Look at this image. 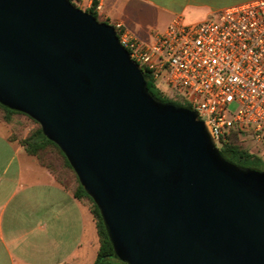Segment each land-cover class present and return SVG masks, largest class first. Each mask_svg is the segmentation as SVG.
<instances>
[{"label":"water","instance_id":"1","mask_svg":"<svg viewBox=\"0 0 264 264\" xmlns=\"http://www.w3.org/2000/svg\"><path fill=\"white\" fill-rule=\"evenodd\" d=\"M0 104L58 145L126 264H264V170L155 99L111 24L71 0H0Z\"/></svg>","mask_w":264,"mask_h":264},{"label":"built area","instance_id":"2","mask_svg":"<svg viewBox=\"0 0 264 264\" xmlns=\"http://www.w3.org/2000/svg\"><path fill=\"white\" fill-rule=\"evenodd\" d=\"M97 13L101 0H94ZM120 43L172 98L203 120L218 148L232 131L264 137V0L223 8L189 23L176 15L151 43L113 24Z\"/></svg>","mask_w":264,"mask_h":264},{"label":"crops","instance_id":"3","mask_svg":"<svg viewBox=\"0 0 264 264\" xmlns=\"http://www.w3.org/2000/svg\"><path fill=\"white\" fill-rule=\"evenodd\" d=\"M129 1L139 8L164 13L167 26L176 15L189 23L199 22L223 8L250 0ZM78 2L90 8L94 0ZM122 2L101 0L103 7L98 14L110 23L120 22L138 39L127 18L114 13ZM186 12L199 15L186 20ZM0 125H5V131L0 130V264H92L99 239L89 205L59 184L17 139L10 138L11 123L0 120Z\"/></svg>","mask_w":264,"mask_h":264},{"label":"trees","instance_id":"4","mask_svg":"<svg viewBox=\"0 0 264 264\" xmlns=\"http://www.w3.org/2000/svg\"><path fill=\"white\" fill-rule=\"evenodd\" d=\"M71 2L76 5L74 0H71ZM95 3L96 2L94 1L90 8H85L83 10L93 14L98 21L106 22L114 27L113 23H110L108 20L100 19V15L94 8ZM117 35L119 36V32H117ZM142 71L147 83L148 91L155 99L163 102L175 103L177 105L189 108L187 105L183 104L179 98L169 97L163 88L153 80L150 72L147 69L142 68ZM17 114L26 115L22 112L12 110L0 104V120L11 123L13 116ZM10 138L17 139L27 153L34 155L41 165L45 166L55 175L59 184H61L64 188L71 190L77 199L82 200L89 205L90 211L95 219L97 235L99 239V247L95 260L92 264H126L119 258L112 246L98 206L80 184L78 177L66 156L63 154L58 145L51 141L43 133L41 126L39 125L35 130L22 138H17L13 134L10 136ZM240 139L244 140L240 133L235 130L232 131L228 140L223 142L218 147L221 155L225 159L235 164L255 168L258 170H264V160L262 157L258 153L251 152L247 148L243 147L239 143ZM49 149L54 151V157L58 162L57 165H55V163H53L51 159L49 160V158L46 156V153L49 151ZM72 177L74 178L75 185H73L72 181H70Z\"/></svg>","mask_w":264,"mask_h":264},{"label":"rangeland","instance_id":"5","mask_svg":"<svg viewBox=\"0 0 264 264\" xmlns=\"http://www.w3.org/2000/svg\"><path fill=\"white\" fill-rule=\"evenodd\" d=\"M124 1L125 2L118 5L114 13H117V15H123L127 18L131 30L140 41L146 43L153 42L156 35L161 34L166 28L168 21L166 15H164V13L163 15H160L158 12L149 8H139L135 3H132L129 0ZM74 2L81 9L86 8L81 5L78 0H74ZM198 15L199 13L196 12H186L185 19L188 20L189 18L197 17ZM100 19L104 20L103 14L100 15ZM180 100L183 103L182 98H180ZM11 126L12 134L17 138H22L35 130L39 124L26 115L17 114L13 116ZM0 130L5 131V125H0ZM239 143L249 151L261 155L264 160V137L261 141H256L254 139H240ZM53 152V150L49 149L46 156L49 160L51 159L55 165H57L58 162L54 157L55 155ZM70 181H72L73 185H75L73 177Z\"/></svg>","mask_w":264,"mask_h":264}]
</instances>
